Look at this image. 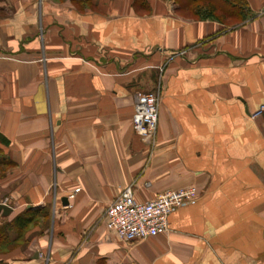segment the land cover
<instances>
[{"label":"crops","instance_id":"1","mask_svg":"<svg viewBox=\"0 0 264 264\" xmlns=\"http://www.w3.org/2000/svg\"><path fill=\"white\" fill-rule=\"evenodd\" d=\"M246 1L231 27L171 0H0V264H264V0ZM158 90L153 144L133 117ZM129 186L199 196L126 244L104 216Z\"/></svg>","mask_w":264,"mask_h":264},{"label":"built area","instance_id":"2","mask_svg":"<svg viewBox=\"0 0 264 264\" xmlns=\"http://www.w3.org/2000/svg\"><path fill=\"white\" fill-rule=\"evenodd\" d=\"M160 91L138 93L135 98L133 128L146 140L155 143L160 111ZM264 112L261 107L253 118ZM196 187L167 191L149 202H139L135 189L129 186L110 204L105 212V224L110 234L131 244L153 238L169 231V217L178 208L194 204L198 199ZM5 204L6 203H1Z\"/></svg>","mask_w":264,"mask_h":264},{"label":"trees","instance_id":"3","mask_svg":"<svg viewBox=\"0 0 264 264\" xmlns=\"http://www.w3.org/2000/svg\"><path fill=\"white\" fill-rule=\"evenodd\" d=\"M176 2L178 5V11L186 10V4L190 2V7L192 5L194 6H192L189 10L193 9L192 12L196 19H213L222 24L226 21L219 17V13L222 12L221 10L224 12H222L224 14V18L229 20L240 18L243 21L247 17V12L250 13V10L248 9L243 10L248 6L246 0H177ZM29 219L31 220L32 218ZM16 222H19L20 224L24 223L25 225V221H22V217L17 219Z\"/></svg>","mask_w":264,"mask_h":264},{"label":"rangeland","instance_id":"4","mask_svg":"<svg viewBox=\"0 0 264 264\" xmlns=\"http://www.w3.org/2000/svg\"><path fill=\"white\" fill-rule=\"evenodd\" d=\"M171 1L174 3L175 10H176V12L178 13L179 16H181L183 18H186V19L201 20V19H196V17L193 15V12H192L193 9L192 10H189V9H191L192 6H194V5H192L190 7V2H188L186 4V10L178 11V5H177V2H176L177 0H171ZM225 9H226V7H225ZM247 9L250 10V13L247 12V17L246 18L252 16V10H251V8H250L249 5L246 8H244L243 10H247ZM221 11L223 12V10H221ZM222 12H220V13L218 12V13H219V17L220 18H223L224 21H226V22L223 23L224 25L231 26V27H238L239 25H241L244 22V20H246V18L243 21L240 18L230 19L229 20L227 18H224V14H223L224 12L223 13ZM6 160L7 159L5 158V155H4L3 150H0V188H2L5 180L7 179L8 173L14 171V166L13 165H10L9 163L7 164V161ZM8 198L9 197L8 196H5L3 194V192H0V202L1 201H5ZM43 215L44 214H42V216H39L38 219H39V223L40 224L43 222L42 226L47 231L48 230V226H49L48 221L50 220V217H48L49 214H48L47 217L45 216V218L43 217Z\"/></svg>","mask_w":264,"mask_h":264},{"label":"water","instance_id":"5","mask_svg":"<svg viewBox=\"0 0 264 264\" xmlns=\"http://www.w3.org/2000/svg\"><path fill=\"white\" fill-rule=\"evenodd\" d=\"M64 203L67 202V199L65 198L63 200ZM3 211L4 212V215H8L12 212V209L8 206V205H5V204H1L0 203V212Z\"/></svg>","mask_w":264,"mask_h":264}]
</instances>
